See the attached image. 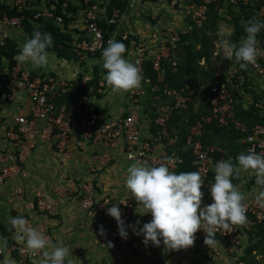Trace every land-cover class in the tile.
Wrapping results in <instances>:
<instances>
[{
    "label": "built area",
    "instance_id": "1",
    "mask_svg": "<svg viewBox=\"0 0 264 264\" xmlns=\"http://www.w3.org/2000/svg\"><path fill=\"white\" fill-rule=\"evenodd\" d=\"M122 1L126 3L124 11L112 8L108 13L106 7L108 0H0V5L16 13L7 16L5 12H2L0 15V46L3 45L7 31L22 28V22L25 19L34 24H37L38 21L40 23L48 22L58 28L60 32L68 34L71 40L70 50L79 64L99 59L98 56L101 55L110 38L124 41L130 36L129 47L126 51L130 54V61L138 64L142 69V75L144 72L143 63L150 62L155 82L160 83L163 81L164 74L161 64L172 60L170 56L174 55L182 32L158 29L152 30L144 36H135L129 30L127 11L137 3L138 5L161 3L168 5L171 9L181 8L185 18L197 26L204 21L206 6L211 2L221 3V8L225 11L227 9L239 10L240 6L256 7V18L264 19V0H201L199 4L193 0ZM70 7L75 10H69ZM24 12H29V16L25 17ZM63 17L69 19L67 24H64ZM259 46L264 49V44ZM233 63L236 66L234 61ZM236 67L239 69L238 66ZM91 70L92 68L79 73L81 76L79 79L77 78L78 82L76 83L78 100L73 104L72 98L70 99L68 95V92H71L68 80L61 76L51 78L37 75L28 69L21 68L16 62L14 66L9 67L6 60L0 59V89H4V92H0V103L10 104L17 94H23L29 104L26 111L12 113L8 124L2 125L0 116L2 131L0 140L3 142V146H0V186L23 178L25 176L23 169L25 160L36 146L43 144L49 145L55 152L64 156L68 155V147L71 142L78 149H82L84 145L96 143L104 144L109 148H114L119 144L125 159L129 162H133L132 158L135 157L146 160L150 165L155 166L160 163H169L166 157H174L176 159H173L170 164L174 171L183 163V158L173 148L177 142L176 131L172 130V134L169 133L168 122L171 112L185 109L190 102V97L164 85L162 93L168 99V104L158 109L153 119L148 118L150 136L145 137L140 133L144 118L138 109V97L142 93L138 92L140 88L125 92L128 105L122 113L112 119L103 118L94 108L90 109L89 107L91 100H97L94 96L88 97L92 91ZM239 71L248 88L255 84L256 79H261L264 84V52L258 56L256 65H249L246 70L239 69ZM143 83L148 85V78L145 77ZM239 84L242 85L243 82L240 80ZM101 87L102 83L99 81L97 93H102ZM153 88L156 86L153 85ZM231 88L228 78H225L223 83L214 81L210 84L207 89L210 114L195 121L189 127L183 142L184 149L188 151L190 166L194 171H199L203 177L204 205L213 202L209 191L214 181L215 162L232 159V157L224 158L225 151L213 145L204 147L201 145L198 140L201 136V121L209 122L212 119L219 127H231L239 134L236 144L243 153L250 149L257 153H264V104L257 101L254 103L252 95H250L247 107L254 103L258 116H263V123L253 124L247 130L245 124L234 116V107L237 105L234 93L237 91H233ZM66 96L69 101L61 102L67 98ZM255 96L257 98L256 93ZM240 107L247 108L241 105ZM216 153H219L220 156L215 157ZM93 161L102 164L104 161L106 162V156L93 155L89 163L91 171H93L91 165ZM62 177L71 187L78 189L76 203L85 215L91 216L90 213L94 212L101 216H109L106 214L107 209L110 208L108 201L106 198L100 200L96 198L97 193L93 182L74 183L72 180ZM22 197L21 189L15 187L10 191L8 203L14 205L15 201H20ZM255 197L247 198L246 201L247 224L249 225L264 224V207L256 202ZM118 205L122 220L128 219L134 208L132 203H119ZM52 207V202L46 201L41 196H36L28 208L48 213ZM144 217L147 222L152 219L150 214H145ZM26 218L30 221L29 216ZM36 227L48 236L44 227L40 225ZM241 228L247 229L246 226H234L231 233L224 234L222 231H218L216 239L232 241L239 237L236 231ZM205 235L203 230H199L195 234L194 245L189 249L193 251L197 245L201 246L200 258L204 264H210L208 262L212 258L218 257L220 253L216 247L208 248L204 245ZM109 236L119 244L129 243L132 249L141 252L136 243L122 239L117 229L110 232ZM6 252L10 255L16 254L18 264H30V260L39 254L29 251L23 244L8 245ZM2 256L3 254H0V264H2ZM178 264L200 263L183 260ZM236 264L242 263L237 262Z\"/></svg>",
    "mask_w": 264,
    "mask_h": 264
},
{
    "label": "clouds",
    "instance_id": "2",
    "mask_svg": "<svg viewBox=\"0 0 264 264\" xmlns=\"http://www.w3.org/2000/svg\"><path fill=\"white\" fill-rule=\"evenodd\" d=\"M234 31V29H232ZM264 31V21L255 16L249 18L244 25L245 35L238 42L225 38L220 41L227 60H234L241 70L249 65H256L258 56L264 52L260 48L258 35ZM54 45V37L50 32H41L39 28L33 32L21 46V50L13 59L21 63H30L33 69L45 68L49 64V52ZM126 45L110 38L101 53L102 67L105 70L104 80L113 93L128 92L141 87L144 77L138 64L125 58ZM169 163L150 165L148 161L132 158L133 162L126 169L125 186L132 198L141 206L142 214H150V222L139 228L137 235L143 236V243H151L159 247L161 242L171 251L188 249L194 245L195 234L203 230L206 234L204 245L208 248L220 246L216 232L231 233L234 226H246L247 195L240 190L233 180L241 171H251L255 183L261 186L256 195V202L264 207V153L248 150L240 153L235 162L232 159L219 160L214 165V181L209 195L212 203L203 204L204 180L199 171L176 173L170 167L174 157H166ZM118 227L122 239H127L128 232L121 218L118 204L107 209ZM91 217L95 215L90 213ZM9 230H14L17 243L41 258L37 264H75L78 260L72 256L70 247L64 241L54 243L45 233L33 226L23 215L9 216ZM137 225L140 221L136 222ZM100 235H105L103 226H99ZM109 242L107 247H112ZM8 248V238L0 237V254ZM4 264H16L10 256Z\"/></svg>",
    "mask_w": 264,
    "mask_h": 264
},
{
    "label": "crops",
    "instance_id": "3",
    "mask_svg": "<svg viewBox=\"0 0 264 264\" xmlns=\"http://www.w3.org/2000/svg\"><path fill=\"white\" fill-rule=\"evenodd\" d=\"M133 7L132 10H136L137 5ZM149 7L150 5H145L144 8L148 9ZM163 8L152 10L156 12L155 14L163 15L161 11ZM159 20L161 21H157L152 28L137 31L136 35L142 34L144 36L148 32L158 29L173 30V26H176L167 18H159ZM129 30L133 33L132 29ZM10 37L6 33V39L12 40ZM25 64L31 65L27 62L23 63L24 66H26ZM73 96L69 98L71 99ZM74 100L71 99V102ZM90 104V109L94 108L97 113H100V116L112 119L127 108L128 102L125 92H110L101 95L97 100H91ZM28 106V101L23 94H17L10 104L0 103L2 125L10 123L12 113L26 111ZM148 126V121L144 116L140 129L142 136H150ZM1 133L0 127V138ZM0 146H3L1 140ZM93 155L106 156V162L101 164L93 161L91 164L93 171H91L89 163ZM131 163L125 159L119 144L114 148H109L104 144L96 143L84 145L82 149H78L71 142L67 156L55 152L49 145H38L31 151L23 164L25 176L0 186V198L4 199V203L1 204L7 205L9 210H12L11 213L14 214V217L23 215L26 218L29 216L33 226L44 227L54 243L64 241L65 246L72 248V256L78 260L75 264H178L183 260L204 264L199 255L201 246L197 245L193 251L189 248L171 251L166 249L162 242L159 247L153 246L151 243L146 245L143 243V236L135 234L133 228L138 232L139 228L148 222L144 217L145 215H139L142 214L141 206L136 203L125 186L126 169ZM62 176L74 183L93 182L97 193L96 198L99 200L106 198L110 207L113 204L134 202L132 213L124 222L128 232L127 240L136 243L141 252L132 249L129 243L119 244L109 236L110 232L115 229L118 230L112 217L99 214L92 217L85 215L76 203L78 189L71 187ZM250 178L253 179L252 186L249 190L243 189L241 184ZM234 184L238 185L240 190L247 195V198L255 197L261 190V186L255 183V176L251 171L242 170L239 177L234 180ZM15 187L21 189L23 197L20 201H15L14 205H10L8 203L10 191ZM36 196H41L46 201L52 202V210L45 213L38 212L34 208L29 209V204L34 201ZM137 221H140L139 225L136 224ZM101 225L105 230V235H100L99 226ZM7 238L11 241L10 245H21L14 239V230L10 231ZM109 242L113 245L110 248L107 247ZM221 247L220 242V246H216L219 253L223 249ZM9 256L18 264L16 254L12 256L7 252L1 257L2 264ZM40 258L41 256L38 254L36 258L30 260V264H37ZM221 261L225 262L223 257L221 259V256H218L212 258L208 263L217 264L215 262H218L221 264Z\"/></svg>",
    "mask_w": 264,
    "mask_h": 264
},
{
    "label": "rangeland",
    "instance_id": "4",
    "mask_svg": "<svg viewBox=\"0 0 264 264\" xmlns=\"http://www.w3.org/2000/svg\"><path fill=\"white\" fill-rule=\"evenodd\" d=\"M157 5H150L148 9H145V5H139L138 7L137 3L136 10H132L134 9L133 7L127 11V23L129 29H132V34L137 36V31L148 30V28L150 29L156 25L157 21H161L159 18H167V20L174 22L176 25L173 26V31L182 32L181 35H184L182 40L179 38L174 55L170 56L172 60L165 63L171 75V85L177 87L176 90L179 88L177 90L178 92L190 97V102L186 105L185 111H182L178 118L179 120H175L177 126L183 125L187 117L190 118L193 116L194 111H196L198 107L197 103L199 98L207 93L210 84L214 81L223 83L225 78L230 80L231 89L237 91L234 93V98L236 100L235 104H237L235 107L240 105L247 107L251 95L248 91H256L257 102L264 104L263 81L261 79H256L254 81L255 84L250 86L252 89L248 88V85L245 86L246 82L241 77L242 74L236 67L237 64L235 66L233 60H227L225 58L220 45L222 39L228 38L232 40V21L235 17L239 19V23H243V17L240 19V15H238L239 12L236 10L232 11L231 9H227L226 11L222 8L219 9V5L216 2H211L207 15L205 14L204 21L197 26L185 18L181 8L176 7L171 9L168 5L161 3ZM160 7H164L161 10L163 15L159 13L155 14L156 12L152 9L155 10ZM34 27L35 25H33L31 29H34ZM7 34L11 36L10 38L17 48H21L22 44L31 37V34L27 33L23 28L8 30ZM240 38L236 42H238ZM124 55L126 59L130 60V54L128 52ZM100 61L101 58L99 57L96 61L88 60L79 64L76 60H65L57 58L54 55L50 56L48 66L41 69H33L31 65L27 66L26 64V66H24L23 63L18 61H16V63L19 64L21 68H27L31 72L37 73V75L40 74L41 76L51 78L61 75V77L68 80L71 85V92L69 91L68 95L69 97L74 95L72 99L75 100L72 103L75 104L78 100L76 83L78 82L77 78L78 75H80L79 73L92 68L94 65L100 64ZM171 63H174V65H171ZM233 72L234 74H232ZM240 80L243 82L242 85L239 84ZM160 83L162 84V82ZM153 85H155L156 88H153ZM110 92H112L110 88H103L100 94L105 95ZM138 92H142L138 97V109L142 116H146L145 118L147 121L149 120L148 118H154L158 109L168 104V99L162 93L163 84L160 87V84L157 82L153 84L148 83V85L143 83L142 87L138 89ZM67 99L68 97L61 102L69 101ZM89 105L91 104L89 103ZM207 137L208 139L211 138L210 140L213 142L212 145L217 148L220 147L219 145H222L228 149L230 146V135L220 134L219 132L216 133L211 129L207 132ZM252 180V178L247 179L241 184V187L245 190H249L253 183ZM1 203H4V199L2 198H0V228L4 232H10V226H7L6 221L10 215L14 217V214L11 213L12 210H9L7 205L4 206ZM131 203L134 206L135 203ZM246 228L247 229H237L238 238L232 239V241H228L227 239L220 241L222 244L221 249H223L219 256H221V259L223 257L225 260L224 263L221 261V264H236L237 262H241L242 264H264V229L259 228L257 225L249 224L246 225ZM215 263L218 264V262Z\"/></svg>",
    "mask_w": 264,
    "mask_h": 264
},
{
    "label": "trees",
    "instance_id": "5",
    "mask_svg": "<svg viewBox=\"0 0 264 264\" xmlns=\"http://www.w3.org/2000/svg\"><path fill=\"white\" fill-rule=\"evenodd\" d=\"M200 1L201 0H193V2H195L197 4H199ZM216 3L219 5V9H220L221 3H218V2H216ZM210 5H211V3L208 4V6H206L207 7V9L205 10L206 15H207V11H208ZM125 6H126L125 1L108 0V4L106 7H107V12L109 13L112 8H117L120 11H124ZM255 8L256 7L240 6L239 10H236L237 12H239L238 15H240V19H242V17H243V23H239L238 22L239 19L237 17H235L233 19L232 26H233L234 31H232V33H231V37H232L233 41L236 42L240 37L245 35L244 25L249 18H251L253 16L256 17ZM69 10L74 11L75 9L70 7ZM57 11H58V9H57ZM232 11H234V10H232ZM2 12H5L7 14V16H12V15L16 14L13 10H8L5 6L0 5V15ZM24 14H25V17L29 16V12H24ZM68 20L69 19L63 17L64 24H67ZM261 21H264V19H262ZM36 23L37 24L29 23L25 19L22 22V28L27 33H30L31 36H32L33 32L37 29V27L39 28V30L42 33L43 32H50L54 37V45L52 48L49 49V52L55 53V56L57 58H62L65 60H76V57L72 54V52L70 50V41L71 40H70V36L68 34L60 32V30L58 28L50 25L48 22L40 23V21H38ZM33 25H35V27H34V29H31L33 27ZM105 36L106 35L104 34V37ZM183 38H184V35H180V40H182ZM129 39H130V36L126 40L121 41L126 45L127 49L129 47ZM258 39L260 40V45H263L264 44V31H261V33L258 35ZM117 40L120 41L119 39H117ZM20 50L21 49H18L12 40L5 38L3 45L0 46V59L3 58L4 60L7 61L8 66L12 67V66H14V64L16 62L13 58L19 54ZM187 50H189V49H187ZM98 57H101V55H99ZM82 63L83 62H81L80 64H82ZM161 66L164 70L163 81H162L163 86L166 84L165 86H167V88H170V89L175 88V90H176L177 87L171 85V83H170L171 75L169 73L168 67H166L167 65H165L164 62H162ZM237 66H238V64H237ZM143 68H144L143 77L144 78L147 77L149 80V83L153 84L155 82V76H154L153 71L150 69V62H144ZM91 71H92V80H91L92 91L88 95V97L94 96L96 98H100L101 94L96 92L97 83L99 81H101V83H102L101 89L110 88L104 80V76L106 73L102 67V60L100 61V64L94 65L92 67ZM80 76H81V74L78 75V79L80 78ZM158 84H160V87H161L162 84L161 83H158ZM245 86H247V84ZM2 91L4 92L3 88L0 89V92H2ZM80 92H82V90H80ZM248 92L252 95L253 102L255 103L257 101L255 93L252 91H248ZM208 100H209V94L207 91V93L204 96L199 98L198 103H197L198 107H197L196 111H194L193 116H191L190 118L187 117L186 122H184V124L180 125V126L176 125L175 120H177L179 118L182 111H185V109L179 110V112L175 111V110H173L171 112V116H170V119L168 122V125L170 128L169 133L172 134L171 131L175 130L176 136H177V142L173 146V148L175 149V151L178 154H180V156L184 160L183 163L176 169L175 172L177 174L180 172L194 171L193 167L190 166V164H189L188 151L184 149L183 142H184L185 137L188 134L189 127L192 124H194L195 121L199 120L200 118H204V117L209 116L210 110H209ZM254 103H251L246 109H243L240 106H236L234 108L235 118L238 119L243 124H245V127L247 130L250 129V127L253 124H262L263 123V116H261V117L258 116L257 109L253 105ZM211 129L213 131H215L216 133L219 132L220 134L222 133L225 135H230V146H229L230 149L229 148L227 149L225 146H222V145H219L220 146L219 149L225 151V155H223L224 157H228V156L232 157L233 161L235 162L234 159L240 153H242V149L236 144L237 139H239V134L237 132H235L231 127H219L217 125V123L212 119L209 122H202L201 121V136L199 137L198 140L200 141V143L203 147L206 145H212V143H213L212 140H210L211 138L208 139V137H207V132ZM219 156H220L219 153L215 154V157H219ZM203 199H204V197H203ZM7 226L9 227L10 225L7 224ZM257 226L259 228L264 229L263 223L259 224ZM9 233H10L9 231L4 232L0 228V237H7L9 235ZM10 243H11V241L8 240V245H10ZM12 255L14 256L15 254L13 253Z\"/></svg>",
    "mask_w": 264,
    "mask_h": 264
}]
</instances>
